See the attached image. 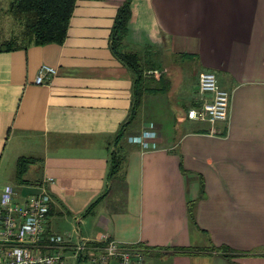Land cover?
Here are the masks:
<instances>
[{
	"label": "crops",
	"instance_id": "crops-1",
	"mask_svg": "<svg viewBox=\"0 0 264 264\" xmlns=\"http://www.w3.org/2000/svg\"><path fill=\"white\" fill-rule=\"evenodd\" d=\"M124 1L77 0L63 43L0 52V167L15 162L16 199L53 179L45 235L67 237V264H86L74 255L81 238L104 236L140 246L146 264H264V0H133L126 49L162 72L195 60L232 103L216 134L188 118L197 77L175 97L188 126L161 132L151 110L175 102L146 94L119 139L134 83L110 41ZM45 64L55 74L37 84ZM144 132L149 146L134 140ZM21 157L33 161L19 178ZM223 245L231 256L212 249Z\"/></svg>",
	"mask_w": 264,
	"mask_h": 264
},
{
	"label": "built area",
	"instance_id": "built-area-1",
	"mask_svg": "<svg viewBox=\"0 0 264 264\" xmlns=\"http://www.w3.org/2000/svg\"><path fill=\"white\" fill-rule=\"evenodd\" d=\"M52 74H55L53 67L42 65L36 83L41 84ZM198 84L201 102L188 110V118L208 123L210 133L216 134L218 123L229 120L232 93L219 85L216 74L211 71H201ZM147 136L148 132H144L134 140L148 145ZM52 182V178L45 180L42 193L27 195L20 201L16 199L14 186L2 187L0 264H66L67 237L45 235L50 199L44 186ZM74 255L85 259L86 264H146L140 246L124 244L108 236L92 243L81 238L76 243Z\"/></svg>",
	"mask_w": 264,
	"mask_h": 264
},
{
	"label": "trees",
	"instance_id": "trees-1",
	"mask_svg": "<svg viewBox=\"0 0 264 264\" xmlns=\"http://www.w3.org/2000/svg\"><path fill=\"white\" fill-rule=\"evenodd\" d=\"M133 0H125L119 7L111 30V49L113 54L134 73L132 104L128 121L119 131L122 138L127 127L132 124L141 110L146 94L167 93L171 89V79L159 71L155 63L145 65L143 56L138 51L126 49L125 40L131 19ZM77 0H9L8 12L22 24L18 35L0 43V52L27 48L32 45L63 43L68 32L70 19ZM191 57V56H189ZM157 70V73H155ZM32 158L21 157L17 163L18 177L22 178ZM122 164V157L115 154L112 159L111 174ZM214 250L231 256L229 246H213Z\"/></svg>",
	"mask_w": 264,
	"mask_h": 264
},
{
	"label": "rangeland",
	"instance_id": "rangeland-1",
	"mask_svg": "<svg viewBox=\"0 0 264 264\" xmlns=\"http://www.w3.org/2000/svg\"><path fill=\"white\" fill-rule=\"evenodd\" d=\"M8 8L9 0H0V43L6 39L12 38L13 36L15 37V35H18L22 30V24L19 20L9 14ZM168 72L166 70L164 73L171 79L172 85L166 95L169 99H171V101L175 102V97H179V92L181 91L182 86H185L186 84H192V86H194L193 83L197 80V77L199 78L200 69L198 68L195 60L176 57L175 59L170 60V63L168 64ZM179 101H176L172 106L160 101L155 104L151 110V116L160 126L161 132L164 134H170L172 137L176 135L177 131L179 132L180 128L190 124L189 122H176V118L178 117L181 111L180 108L182 107V102ZM142 115L140 114L138 121L142 118ZM191 124L196 125L197 122L193 121ZM15 171V162L6 163L5 166L0 167V181L4 184L8 183L13 186L17 185ZM54 236L61 237L59 234Z\"/></svg>",
	"mask_w": 264,
	"mask_h": 264
}]
</instances>
